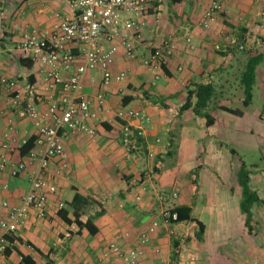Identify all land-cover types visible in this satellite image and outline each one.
Instances as JSON below:
<instances>
[{
    "label": "crops",
    "instance_id": "obj_1",
    "mask_svg": "<svg viewBox=\"0 0 264 264\" xmlns=\"http://www.w3.org/2000/svg\"><path fill=\"white\" fill-rule=\"evenodd\" d=\"M212 1L159 0L157 9L151 8L138 19L142 38L135 39L137 58H128L121 49L112 66L116 72L128 73L123 90L116 85L104 89L100 70L87 75L85 94L95 97L104 92L108 110L101 120L90 122L96 129L95 136L77 133L66 139L69 169L57 176L60 161L55 160L47 173L58 188L50 197L47 218L40 219L32 212L14 235L12 245L0 254V264H23L24 256L32 257L36 264H100L113 244L123 250L142 249V264H188L192 256L197 259L195 264H264V204L254 206V228L250 232L241 208L240 165L224 164L223 156L214 148L206 161L190 169L191 188H186L180 204L170 205V198L163 201L165 193L159 185L161 162L171 149L170 145H162L157 134L166 128L170 143H174L176 133L172 126L181 114L167 102L152 100L154 96L171 98L181 93L188 98V87L212 84L216 95L207 111L215 123L208 127L207 119L200 117V126L206 124L205 134L209 137L229 131L243 132L247 130L245 125L264 122L260 107L251 110L253 104L243 106L245 95L241 84L249 58L264 54V0L227 2L216 23L206 29L202 22ZM74 12L69 0L0 2V75L17 81L26 99L36 94H44L47 99L52 91L44 83L45 74L40 67L30 69L21 62L25 58L18 46L24 32L27 28L50 31L58 22L57 13ZM165 40H170L175 49L168 66L163 71L146 67L144 59ZM256 84H264V61L258 68ZM11 97L12 90L0 83V146L11 143L10 163L17 165L29 161L27 155H22V141L36 138L38 131L31 119L20 116L11 105ZM125 101L129 102L127 106ZM45 102L41 106L44 110ZM235 105L242 108H234ZM122 107L141 111L151 121H124L115 117ZM221 107L239 109L243 114H230ZM190 111L188 122L197 123V115L193 109ZM124 126L134 133L130 147L123 142ZM189 131L196 134L194 156L208 155L206 146L201 145L203 133L196 128ZM11 169V166L5 171L0 169V222L8 214L4 204L20 205L31 189L34 166H28L18 176H13ZM249 169L251 185L254 179L257 181V190L252 189L264 199L261 194L264 168L254 164ZM143 187L148 190L143 192ZM178 194L177 199L181 195ZM138 195L143 197L141 201L136 199ZM61 202L66 204L64 209L72 221L76 213L84 223L90 217L95 218L97 234L80 229L75 222L66 223L59 216ZM176 206L191 207L193 217L205 225L202 241L196 238L197 222L171 226L162 223V213ZM234 219L240 227L235 226ZM209 220L216 221L218 228L210 230ZM154 222H160V228L150 234L147 245L141 244L142 236ZM172 230L175 235H171Z\"/></svg>",
    "mask_w": 264,
    "mask_h": 264
},
{
    "label": "built area",
    "instance_id": "obj_2",
    "mask_svg": "<svg viewBox=\"0 0 264 264\" xmlns=\"http://www.w3.org/2000/svg\"><path fill=\"white\" fill-rule=\"evenodd\" d=\"M3 0H0L2 2ZM75 12L73 15L56 14L57 24L50 31L27 28L18 49L25 59L40 67L44 75V83L52 94L44 98V94L32 95L28 100L19 90L15 80L0 75V83L12 90L11 105L22 117L31 119L38 131L35 148L28 154L29 161L19 164L10 163L11 143L0 146V169L5 171L11 166L12 175L18 176L28 166H34L31 178V189L18 206H10L7 216L0 222V254L5 253L12 245L19 228L26 222L32 212L40 219L49 214L50 197L58 192L56 184L47 178V173L55 160L60 161L57 176L62 175L70 167L65 141L71 134L85 133L96 135V129L90 122L99 121L108 110L104 92L89 97L84 92V81L91 71L102 72V85L108 89L114 85L123 90L127 80L126 71L116 72L113 69L118 53L123 49L130 59L137 58L135 39L142 38V24L138 19L154 8L157 0H69ZM235 0H213L204 15L203 26L210 29L217 21L218 15L225 11L226 3ZM129 15V16H126ZM134 17V18H132ZM175 49L170 40L155 47L144 59L146 67L163 71L168 66ZM46 101V109H42ZM115 117L128 121L141 119L151 121L141 111L122 107ZM123 142L127 146L133 143L134 133L129 126L123 127ZM9 137V136H8ZM28 140H23L25 146ZM154 158L155 154L152 153ZM147 187L142 191L146 192ZM172 196L177 199L179 194ZM138 201L143 199L138 195ZM167 202L169 198L162 196ZM66 204L58 206L64 209ZM162 223L166 226L176 224L178 214L171 210L162 213ZM160 222H154L149 232L141 238V244L150 242V234L160 228ZM171 235L176 232L172 230ZM159 252V250H158ZM142 249L123 250L113 244L105 253L100 264H142ZM115 259V260H113ZM192 256L188 264H195Z\"/></svg>",
    "mask_w": 264,
    "mask_h": 264
},
{
    "label": "rangeland",
    "instance_id": "obj_3",
    "mask_svg": "<svg viewBox=\"0 0 264 264\" xmlns=\"http://www.w3.org/2000/svg\"><path fill=\"white\" fill-rule=\"evenodd\" d=\"M261 90L264 91V84H256L254 88V102L251 106V110H257L260 107L259 109L263 111L262 115H264V92L260 93ZM186 98L185 94L182 95L179 93L171 98L162 96L157 98V96H154L152 100L163 103L167 102L171 104L174 109L180 111V106L186 102ZM178 104L179 108H176ZM234 108L242 107L240 105H235ZM191 114V111H186L175 120L176 124L172 126L176 133V140L174 143H170L166 128H162L157 134L162 141V145H170L169 148L174 153L172 156L168 154L165 155V159L161 162L162 178L159 181V185L164 190L165 195L171 199L170 205L183 202L186 196V188H191L189 185L190 169L192 167L196 168L203 160L206 161L210 155L209 153L215 149L223 156L222 162L224 164H230L233 167L240 165L238 155L233 154L231 151L236 150L249 166L258 164L264 168V122L245 125L247 130L243 132H238V130L229 131V133L226 134H216L214 137H209V135L205 134L208 130L206 124L204 127L200 126L201 118L199 116H197V123L188 122ZM243 127L244 126H242V128ZM192 128L199 129V132H201V134L203 133L204 138L201 141V145L206 146L205 148L208 150V155L206 153L202 158L194 156L193 139L196 134L189 131ZM250 128L253 130L252 132H250ZM256 186L257 181L254 179L251 187L257 190ZM173 192L180 193V198L174 200V198L171 197V193ZM261 194L264 197V193L261 192ZM241 197L243 199V196ZM196 215L199 216V213L196 212ZM232 222L235 223L236 227H240L238 220L234 219ZM208 223L210 230L213 231V229L218 228L216 221L213 222L209 220Z\"/></svg>",
    "mask_w": 264,
    "mask_h": 264
},
{
    "label": "trees",
    "instance_id": "obj_4",
    "mask_svg": "<svg viewBox=\"0 0 264 264\" xmlns=\"http://www.w3.org/2000/svg\"><path fill=\"white\" fill-rule=\"evenodd\" d=\"M159 7V0L155 2L154 8ZM264 61V54H258L249 58L246 69L241 78V84L244 88V101L243 106L249 107L253 104L254 101V87L257 82L258 76V68L261 63ZM23 65H26L30 69L33 68L34 64L31 60L24 59L21 61ZM188 98L186 103L181 107L180 114H184L186 111L193 109L195 114L199 117H204L207 119V126L211 127L215 123V119L211 116V114L207 111L213 102L216 89L212 84H199L196 85L194 89H190L188 87ZM130 98V97H128ZM127 98V99H128ZM195 100V103H194ZM129 102L125 101V106H127ZM221 109L225 112L234 115H241L243 112L241 110H236L229 107H221ZM35 140L36 138L31 139L28 143L22 148V155L25 156L30 153L32 149L35 148ZM233 154L238 155L240 161V168L238 172V180L243 189V200L241 203V208L243 213L246 215V226L249 231H253V223H254V214L253 208L257 204H264V199H262L259 194L254 191L251 187V170L249 169L248 164L244 161V159L240 156V154L236 150H231ZM174 153L170 151L168 153L169 156H172ZM173 213L178 214V221L176 224L194 221L199 225V230L196 233V238L199 241L203 240V236L206 230L205 225L199 220L193 217V209L189 206H176L171 209ZM68 211L62 209L59 213V216L68 224H73L74 222L78 225L80 229H87L92 235H96L98 232V228L95 226V218L90 217L86 223L81 221V215L76 213L75 221H72L69 218ZM13 241V237L10 238ZM23 264H36L32 257H23Z\"/></svg>",
    "mask_w": 264,
    "mask_h": 264
}]
</instances>
